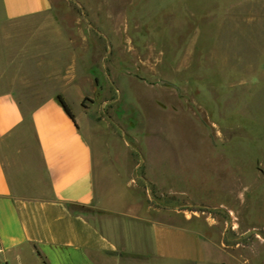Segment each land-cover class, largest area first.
Segmentation results:
<instances>
[{
    "label": "rangeland",
    "instance_id": "obj_1",
    "mask_svg": "<svg viewBox=\"0 0 264 264\" xmlns=\"http://www.w3.org/2000/svg\"><path fill=\"white\" fill-rule=\"evenodd\" d=\"M53 4L55 69L72 50L66 32L89 55L91 83L67 97L97 194L199 212L198 264H264V0Z\"/></svg>",
    "mask_w": 264,
    "mask_h": 264
},
{
    "label": "crops",
    "instance_id": "obj_2",
    "mask_svg": "<svg viewBox=\"0 0 264 264\" xmlns=\"http://www.w3.org/2000/svg\"><path fill=\"white\" fill-rule=\"evenodd\" d=\"M56 10L53 0H0V264H198L201 232L188 223L199 212L97 194L93 150L67 97L91 83L89 55H75L66 32L72 50L55 69Z\"/></svg>",
    "mask_w": 264,
    "mask_h": 264
},
{
    "label": "trees",
    "instance_id": "obj_3",
    "mask_svg": "<svg viewBox=\"0 0 264 264\" xmlns=\"http://www.w3.org/2000/svg\"><path fill=\"white\" fill-rule=\"evenodd\" d=\"M58 97H59V100L61 101L62 105L64 106L65 110L69 113V115L71 117L74 118V115H73L71 109L69 108L67 102L65 101L64 97L61 94H59Z\"/></svg>",
    "mask_w": 264,
    "mask_h": 264
},
{
    "label": "built area",
    "instance_id": "obj_4",
    "mask_svg": "<svg viewBox=\"0 0 264 264\" xmlns=\"http://www.w3.org/2000/svg\"><path fill=\"white\" fill-rule=\"evenodd\" d=\"M228 213H229L230 215H233V212H232L231 210H229Z\"/></svg>",
    "mask_w": 264,
    "mask_h": 264
}]
</instances>
